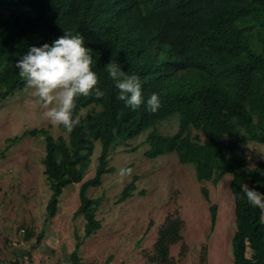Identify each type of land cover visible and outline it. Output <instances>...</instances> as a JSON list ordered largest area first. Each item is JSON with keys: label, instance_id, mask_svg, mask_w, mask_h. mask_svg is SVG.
<instances>
[{"label": "trees", "instance_id": "obj_1", "mask_svg": "<svg viewBox=\"0 0 264 264\" xmlns=\"http://www.w3.org/2000/svg\"><path fill=\"white\" fill-rule=\"evenodd\" d=\"M64 32L84 35L105 95L79 97L75 111L92 110L81 115L71 132L58 126L66 137H53L40 127L9 139L43 137L42 163L51 191L46 220L57 213L64 188L79 183L74 214L85 219L83 236L99 229L96 211L101 199L89 197L88 188L100 185L102 176L113 171L109 156L115 146L149 130L143 152L147 158L175 152L181 164L192 165L199 182L216 184L231 175L233 263L264 264L263 213L241 190L247 184L264 193V159H256L251 167L245 151L249 141L264 143V0H0V101L25 88L15 66L20 54ZM110 60L121 63L126 73L139 75L145 97L159 94L157 111L143 104L131 109L118 98L119 90L107 74ZM174 115L177 130L161 133L157 125ZM192 129L205 139L192 137ZM95 141L101 145L95 174L84 180ZM136 179L123 187L117 202L133 194ZM201 192L208 200L207 188L202 186ZM209 213L212 228L215 204ZM182 225L178 218H166L157 231L151 261L173 264L169 249L183 240ZM33 235L31 230L24 238ZM43 236L44 230L36 242ZM75 239L71 264L79 262L81 238L75 234Z\"/></svg>", "mask_w": 264, "mask_h": 264}, {"label": "rangeland", "instance_id": "obj_2", "mask_svg": "<svg viewBox=\"0 0 264 264\" xmlns=\"http://www.w3.org/2000/svg\"><path fill=\"white\" fill-rule=\"evenodd\" d=\"M91 110L88 107L82 112L87 115ZM44 111L26 87L0 101V264H14L15 260L19 264H71L69 254L75 246V234L81 238L78 264H158L150 258L154 255L157 231L168 216L183 222V240L169 249L173 264H234L231 175L225 174L216 184L199 182L192 165L181 164L175 152L147 158L143 152L148 148L145 138L149 130L115 146L109 156L113 171L102 176L100 185L88 188L89 197L101 199L96 211L99 229L83 236L85 219L82 214H74L79 206V183L64 188L57 213L46 220L51 191L42 163L43 137L25 135L16 142L9 141L25 129L40 127L48 128L53 137H66L64 131L48 121ZM157 127L163 134L174 133L178 128L177 115ZM191 136L205 139L195 129ZM100 146L95 141L84 180L95 174ZM245 151L251 167L256 159H264V143L249 141ZM134 176L135 191L117 202L123 187ZM202 186L208 190V200L201 192ZM211 204L217 207L212 228ZM31 230L34 235L25 240ZM43 230V238L36 242L37 234ZM21 248L27 252L16 254Z\"/></svg>", "mask_w": 264, "mask_h": 264}, {"label": "clouds", "instance_id": "obj_3", "mask_svg": "<svg viewBox=\"0 0 264 264\" xmlns=\"http://www.w3.org/2000/svg\"><path fill=\"white\" fill-rule=\"evenodd\" d=\"M93 65V49L85 44V37L79 32H64L51 43L30 45L15 61L24 86L45 109L48 121L69 132L80 124L81 115H85L75 111L79 97L105 95ZM106 67L108 76L119 90L118 98L126 106L136 109L143 104L150 112L158 110L161 106L159 94L152 92L145 97L137 73H126L121 63L111 60ZM241 190L247 202L264 213V193L247 184H242Z\"/></svg>", "mask_w": 264, "mask_h": 264}, {"label": "crops", "instance_id": "obj_4", "mask_svg": "<svg viewBox=\"0 0 264 264\" xmlns=\"http://www.w3.org/2000/svg\"><path fill=\"white\" fill-rule=\"evenodd\" d=\"M27 252V250L25 249V248H21V249H18L17 251H16V254H21V253H24V252Z\"/></svg>", "mask_w": 264, "mask_h": 264}]
</instances>
